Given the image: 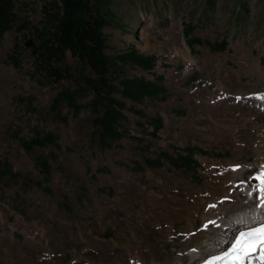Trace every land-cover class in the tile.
I'll use <instances>...</instances> for the list:
<instances>
[{"label":"rangeland","instance_id":"rangeland-1","mask_svg":"<svg viewBox=\"0 0 264 264\" xmlns=\"http://www.w3.org/2000/svg\"><path fill=\"white\" fill-rule=\"evenodd\" d=\"M53 5L60 0H17V20L0 42V264H191L220 250L219 231L251 226L261 210L249 181L257 166L264 171V140L255 143L253 134L264 139V112L249 101L264 92V79L245 72L256 58L264 67V0H99L110 21L108 56L133 47L154 57L151 70L118 62L114 96L125 119L109 147L93 126V93L78 99L77 113L50 110L59 91L93 75L70 51L54 62L69 77L57 81L40 66L36 50ZM192 37L202 43L190 45ZM222 40L223 51L208 45ZM232 70L243 72V90L231 87ZM135 77L160 80L163 97L124 98L120 80ZM220 95L233 110L227 118L215 114ZM241 98L242 112L231 102ZM152 118L162 121L156 134ZM49 132L54 144L24 149L23 141ZM187 147L193 170L145 163ZM44 159L47 176L38 165Z\"/></svg>","mask_w":264,"mask_h":264},{"label":"trees","instance_id":"trees-1","mask_svg":"<svg viewBox=\"0 0 264 264\" xmlns=\"http://www.w3.org/2000/svg\"><path fill=\"white\" fill-rule=\"evenodd\" d=\"M16 1L0 0V42L4 34L14 27L17 20ZM60 4L59 7L53 5L45 14L51 29L48 31L49 35L42 40L36 50L40 66L57 81L69 77L68 70L62 73L54 66V62L70 51L74 57L91 68L93 75L83 76L77 88L73 90L59 91L51 103L50 110L59 114L60 108L66 106L77 113L81 108L78 99L87 93H93L94 98L89 106L96 114L93 126L96 129L99 144L109 147L122 138L120 123L125 119L123 113L125 104L114 96V92L117 91L114 81L118 80L116 71L120 70L118 62L151 70L154 57L140 54L133 47L113 58L108 56L104 28L110 24V21L107 15L101 12L98 6L99 0H60ZM187 27L189 30V25ZM187 33L190 35L189 31ZM188 43L190 45L201 44L202 40L192 37L188 39ZM208 45L213 50L223 51L227 43L222 40L214 45ZM159 81L154 82L143 77L122 78L120 80L121 89L118 92L124 98L136 103L146 98H162L166 89L158 83ZM150 123L153 127V134H156L162 127L160 118H152ZM55 141L56 136L51 132L43 136L37 133L34 138L23 141V147L27 151H32L35 148L54 144ZM192 150L187 147L185 154H178L176 157L164 152L156 159H146L145 163L149 167H157L164 159L176 169L193 170L196 162L192 158ZM197 150L205 154L203 150ZM38 165L46 176L50 173V165L46 159L39 160ZM138 168H140L139 164ZM7 171L12 174L9 168Z\"/></svg>","mask_w":264,"mask_h":264},{"label":"snow or ice","instance_id":"snow-or-ice-1","mask_svg":"<svg viewBox=\"0 0 264 264\" xmlns=\"http://www.w3.org/2000/svg\"><path fill=\"white\" fill-rule=\"evenodd\" d=\"M253 179L257 181L253 187V193L257 194L256 208L261 211L253 215L251 226L240 221L245 226L237 230L230 246L221 254L208 259L206 264H264V172Z\"/></svg>","mask_w":264,"mask_h":264},{"label":"bare ground","instance_id":"bare-ground-1","mask_svg":"<svg viewBox=\"0 0 264 264\" xmlns=\"http://www.w3.org/2000/svg\"><path fill=\"white\" fill-rule=\"evenodd\" d=\"M177 29V27L175 28ZM177 33V32H176ZM178 34V33H177ZM181 40V39H180ZM183 41V40H182ZM184 43V42H182ZM181 46V45H180ZM183 46V49H184V54L186 56L185 59H189L190 60V55H189V52L188 50ZM183 51V50H182ZM254 62L253 63H249V70L246 71L245 73L246 74H250L254 77H258V82H260L261 80L264 79V67H262L260 65V59L256 58L253 60ZM248 67V66H247ZM12 69V68H11ZM11 71V70H10ZM232 73L234 74L233 78H234V82L232 84V88L233 89H236V90H243V88H245V84L242 83V74L243 72L242 71H233L232 70ZM231 85V84H230ZM259 96V97H258ZM256 97V98H255ZM254 98L250 99V103L251 104H256L257 106V110L258 111H263L264 112V99H262L261 97H264V92L260 93L259 95H256ZM228 97L227 95H220L218 97H216L215 101H214V105L216 107V111H215V114L219 115V116H224L227 118V116H229V113L232 112L233 110L230 108H228V101H227ZM248 101V100H247ZM233 102L234 104V109L236 111H240L242 112L243 108H245L244 104L245 102L243 101V99H238V100H235V101H231ZM242 109V110H241ZM243 116V115H242ZM231 119V118H229ZM242 119V118H241ZM242 121V120H241ZM243 122V121H242ZM246 124H242V127H245L246 128ZM255 127H259L257 124L254 125ZM235 128H238V127H235ZM260 130V129H259ZM232 135L233 137H237L236 135V132L235 131H232ZM253 138L255 139V143L257 144H261V142H263V138L261 136H259L258 134H253ZM264 145V144H263ZM263 167L261 166H257L256 169H255V176L258 175L260 172H264L262 170ZM255 182H257L255 179L252 181H249V183L251 184V188H250V191L249 193L253 196H256L257 194L256 193H253V187L255 186ZM142 193V192H141ZM144 194V193H142ZM157 203V202H156ZM250 224H251V221H250ZM244 226H230V228H228L227 230L223 231H219L218 235L214 238V242L213 244L215 246H218L220 248V250L214 252L213 254H210V255H207V256H204L202 258H199L197 259L195 262L191 263V264H206V261L208 259H210L211 257L215 256V255H219L221 254L223 251H225L229 246H230V242L231 240L234 238V235L236 234L237 230L242 228ZM193 232L190 231L189 233L187 232H184V234L182 235H185V236H189V235H192ZM10 242V241H9ZM1 248V247H0ZM4 249V248H3ZM11 250V249H10ZM142 258V257H141ZM138 261V259H137ZM146 261V260H145ZM178 260L176 259H169V261H167L166 263L167 264H178L177 263ZM181 262V261H180ZM137 264H141L140 262H137Z\"/></svg>","mask_w":264,"mask_h":264},{"label":"water","instance_id":"water-1","mask_svg":"<svg viewBox=\"0 0 264 264\" xmlns=\"http://www.w3.org/2000/svg\"><path fill=\"white\" fill-rule=\"evenodd\" d=\"M30 45V43H27V46H29Z\"/></svg>","mask_w":264,"mask_h":264}]
</instances>
